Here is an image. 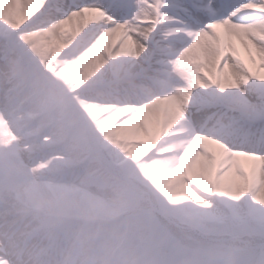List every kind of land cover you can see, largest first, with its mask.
<instances>
[{
	"label": "snow or ice",
	"instance_id": "snow-or-ice-1",
	"mask_svg": "<svg viewBox=\"0 0 264 264\" xmlns=\"http://www.w3.org/2000/svg\"><path fill=\"white\" fill-rule=\"evenodd\" d=\"M57 28L73 39L55 60L83 40L77 56L99 59L95 75L110 68L139 81L134 95L141 100L132 107L159 104L191 134L171 170L179 203L194 207L161 206L162 214L219 224V237L248 238L243 249L219 253L233 259L215 264H264V0H42L20 28L0 32V65L11 62L20 87L38 73L17 36ZM106 111L115 125L135 119L127 103ZM155 227L164 233L167 225ZM16 248L12 243L9 261ZM182 254L154 264H204L178 259Z\"/></svg>",
	"mask_w": 264,
	"mask_h": 264
},
{
	"label": "rangeland",
	"instance_id": "rangeland-1",
	"mask_svg": "<svg viewBox=\"0 0 264 264\" xmlns=\"http://www.w3.org/2000/svg\"><path fill=\"white\" fill-rule=\"evenodd\" d=\"M27 8V0H0V32L11 34L20 28L30 15ZM72 39V36L63 35L59 28L51 33L17 36L25 53L36 58L37 78L26 87L18 85L11 62L0 65V214L8 209L21 218L25 216V229L35 233L43 227L40 232L46 237H55L58 233L59 237L64 235L66 240L74 243L73 240L80 236L79 251L81 249L85 258L94 256L92 264H154L172 257L178 249L183 254L177 258L182 261L215 264L220 259H233L219 253L243 249L247 240H243L244 237L216 236L214 233L222 227L216 223L198 226L179 217L159 218L152 212L133 217L130 212L137 208L133 210L132 205L138 204L139 199L128 201V194L120 183L95 173L108 166L115 173L107 177L116 176L132 184V176L140 180L150 175L160 212L161 206L174 210L194 207L190 202L179 203L183 194L177 190L171 170L173 162H177L185 149L174 153L175 138L172 133L164 132L167 125L172 129L178 118L158 116L160 105L157 110L152 104L143 110L133 108L132 102L141 97L132 101L120 94L103 98L104 101L95 97L93 90L100 84L121 76L108 75V70L95 75L99 59L91 55V61L90 58L84 61V57L77 56L76 51L82 48L83 40L77 41L59 56L58 61L55 60L54 57L67 48ZM7 65L8 71L5 70ZM6 81H10L17 101L4 108ZM86 102L105 106L127 103L131 116H138L145 125L137 128L133 136L125 137L115 124L101 123L110 115L107 111L103 112L104 117L101 114L86 116L81 107ZM79 122L86 126V132ZM41 148L47 152L39 157ZM70 150L77 151L73 160L79 162V169H69ZM54 151V155L47 156ZM157 153H163L164 158L155 160L157 157L153 155ZM193 188L199 192L198 188ZM142 192L147 202L140 209H154L148 193ZM169 200L173 203H168ZM64 211H69L72 216L67 218ZM53 212L59 214L52 215ZM158 221L167 225L164 233L155 227ZM174 229L179 235L171 234ZM152 247L160 248L163 255L151 252Z\"/></svg>",
	"mask_w": 264,
	"mask_h": 264
},
{
	"label": "bare ground",
	"instance_id": "bare-ground-1",
	"mask_svg": "<svg viewBox=\"0 0 264 264\" xmlns=\"http://www.w3.org/2000/svg\"><path fill=\"white\" fill-rule=\"evenodd\" d=\"M41 3H42V0H27L28 14H31L33 11H35V9ZM60 31L63 35H66L68 37L72 36L70 33H66L62 29H60ZM83 42L81 43L82 45H83ZM80 51H81V48L78 49L76 53H79ZM81 57H84L83 58L84 61H86V59H89V58L91 61V54H87ZM7 68H8V65L7 67H5L6 71H8ZM107 70H108L107 72L108 75H111V69L109 68ZM9 83L10 81L5 82L6 86L8 87L7 88L5 87L4 94H3L4 108H6L7 105H11L13 102L17 101V95L12 92L9 86ZM139 83H140L139 81L132 82L129 79L121 76L119 79L116 78L115 80L108 81L107 83H104L100 88H97L95 90V96L102 99L105 96V92L112 90V89L115 91L121 90V91L133 92L134 94L136 91L139 90L138 89ZM124 95L128 98L132 97V94H128L126 92L124 93ZM107 98L109 97H106L105 99ZM33 105H36V104H33ZM152 105L157 106L159 104H152ZM102 106H105V104L102 105V104H95L92 102H86L81 107H82V110L85 112L86 116H96V115L99 116L104 111H106V106L105 107H102ZM157 109H158V106L156 107V110ZM159 114L164 116L166 119H170L175 116L174 114L164 113L162 111L161 106L158 109V116ZM132 117H135V119L125 118L121 124L116 125L119 132L125 137L133 136L137 128L143 127L145 125L138 116L133 115ZM139 121H142V123H140ZM107 122L109 121L106 118H104L101 121L102 124H106ZM155 122L156 120H154L153 123ZM165 129H166L164 131L165 133L170 132L172 133L173 138H175V141H174L175 148L173 149L174 153L178 154L179 151H183L182 149H185L184 147L185 145L190 144L191 134L184 130V124L182 121L175 124L172 129L170 128L171 130L169 129L168 125L166 126ZM55 131H57V129L56 130L54 129L52 132H55ZM38 152L39 154H42L44 153V149L41 148L40 150H38ZM54 152H51L50 155L52 156ZM68 155L70 156L69 166H71V168L69 169L77 168L79 162L77 160H73L74 156L75 158L77 157V151L70 150ZM59 176H62V175L59 174ZM24 227H25V221H22L20 217H18L16 214L11 212L10 210H6L0 215V248L4 250V251H0V264H19L18 258L15 259V256H17L20 252H23L21 254L24 255V257L33 255L32 259H34L36 258L35 253L37 251L39 252L41 251L42 246H44V242L46 241L45 234L41 233L40 235H36V234L32 235ZM25 239H28V240L31 239V241H33L34 243L30 245L29 243L25 242ZM38 242H40V244L36 246L35 244H37ZM12 243H15L17 245L16 255L12 257L11 261H9L8 250L10 249ZM32 259H30L29 263L34 261ZM36 260H37L36 262H33L34 264H39L41 262L40 257H38ZM73 261L78 264L82 262L80 257H77L75 260L73 259Z\"/></svg>",
	"mask_w": 264,
	"mask_h": 264
}]
</instances>
